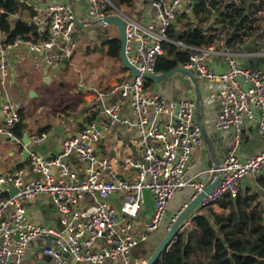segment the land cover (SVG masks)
<instances>
[{"label":"built area","instance_id":"obj_1","mask_svg":"<svg viewBox=\"0 0 264 264\" xmlns=\"http://www.w3.org/2000/svg\"><path fill=\"white\" fill-rule=\"evenodd\" d=\"M149 1L157 11V21L126 14L111 0H88L89 18L98 24L106 16L122 11L126 20V54L141 75L120 80L107 93L99 91L96 105L90 109L91 118L62 140L56 154L45 157L31 152L22 168L0 176V264H24L29 243L45 237L54 240L53 245L42 249L51 256L53 264H73L64 256L66 252L81 264H143V259L134 257V250L160 229L177 190L191 188L194 198L214 174L219 175L216 186L202 201L207 207L226 194H239L245 180L264 175V149L248 157L238 153L245 130L253 124L264 138V67H248L238 61L239 57L264 56V27L238 46L228 45V37L223 34L216 38L218 48L214 43L190 45L172 39L169 31L183 15L193 16L196 0ZM241 1L220 0L222 6L231 2L239 5ZM27 3L33 12L13 14L10 20L25 21L37 29L35 35H18L8 41V34L0 27L3 83L12 79V54L17 50L35 54L34 68H46L51 76L70 66L77 51L78 24L73 0ZM252 40L255 48L245 49ZM166 43L188 54V60L181 65L192 70L203 89L210 92V104L219 109L214 126L232 137L219 168L205 169L196 177L189 178L187 173L194 154L206 143L197 122L195 100L166 99L151 93L148 79L143 76L159 73L157 63ZM237 47L243 49L235 50ZM211 56L225 58L226 68L217 70L207 65ZM123 103H128L136 118L142 156L125 155L117 171L98 145L104 131L120 120ZM0 104V136L23 143L12 130L21 118V100L6 96ZM161 116L165 118L159 120ZM46 136V132H37L30 140L38 144ZM71 155L83 165V177L69 159ZM28 169L39 176L28 178ZM13 187L19 190L16 194L9 191ZM146 191L152 194L153 209L138 228L135 220L144 206ZM43 195L50 196L58 207L63 230L28 219L24 201ZM114 196L121 197L119 206L111 203ZM191 221L188 219L180 227V233Z\"/></svg>","mask_w":264,"mask_h":264},{"label":"crops","instance_id":"obj_2","mask_svg":"<svg viewBox=\"0 0 264 264\" xmlns=\"http://www.w3.org/2000/svg\"><path fill=\"white\" fill-rule=\"evenodd\" d=\"M65 0H44L43 2H61ZM34 2H38L35 0ZM76 12L80 18V20H88L89 18V4L88 0H73ZM125 9H130L128 13L129 15H135L139 18H149L157 21V11L154 9L149 0H133L131 5L122 6L121 10L125 12ZM126 13V12H125ZM127 14V13H126ZM213 18V17H212ZM212 20V19H211ZM210 20V21H211ZM210 23V22H209ZM208 23V24H209ZM207 23L204 26L208 25ZM83 29H79L78 36L80 37L82 32L88 35L89 38L96 37V39H100L102 42L106 40L104 38L106 31H108L105 26H95V25H85L81 26ZM115 26H111V34L114 33ZM264 27V25H263ZM108 38V37H107ZM95 39V40H96ZM97 39V40H98ZM106 46L102 43V50L105 53L104 57L109 56L106 51ZM79 51V50H78ZM76 52L78 55V61L81 65H77L75 61V72L80 73L84 71L80 76V86H76V83L70 82L68 79L59 83L58 88L60 87L59 93L62 94L65 91V94H69V96L73 95L76 104L79 105L76 112L70 111L66 117H58L60 122L54 121L51 118L44 119V124L39 125L37 129L31 130V127L28 124L26 132L31 139V136L34 133L39 131H46V138L38 144H34L30 140L29 145H25L24 143L14 142L11 140H7L5 137L0 136V176L8 174L13 170L19 168V165L25 163L23 160V152L25 149H30L31 152L37 153L41 156L49 157L57 153L60 148V144L62 140L71 135L76 131V128L85 123L91 113L90 109L93 105H96L97 96L99 91H104L107 93L114 87L120 80L124 78H129L132 76H128V69L124 66L122 60H119L115 57L111 56V67L105 68L101 66L98 69V66L89 67L94 62L88 65L86 69H84L83 64L86 58H92V55H97V52H94L90 55V53L82 56L81 52ZM92 51H95L92 50ZM75 55V56H76ZM99 57V56H97ZM96 57V59H97ZM36 55L31 53L28 50H17L12 54V79L8 83H3L0 80V102L6 97L17 98L21 100V102L25 101L26 93H29L33 90L32 86L27 85L28 83L18 81L16 78L17 69L24 70V65L32 64L34 66V60ZM97 61V60H94ZM238 61L245 66L248 67H264V56H259L257 58L254 57H239ZM207 65L211 68L217 70H224L227 65V61L225 58L220 56H211L206 60ZM182 64V63H180ZM70 67L67 65L63 72L60 75H63L64 72L68 71ZM81 70V71H80ZM40 71V70H39ZM75 73V75H76ZM131 73V72H130ZM43 80V83L46 85L51 84L53 77H51V82L46 83L45 78L47 75L46 68L41 70V74H39ZM59 75V76H60ZM58 76V77H59ZM77 76V75H76ZM57 77V78H58ZM56 78V79H57ZM32 82H35V79H30ZM82 84H85L86 89L83 88ZM200 88L202 90L201 95V114L204 127L209 134V137L213 143V146L217 152V157L220 162L222 161L225 152L230 148L232 143V137L230 133L223 132L217 129L214 126V121L218 118L219 109L217 106L210 104V92L203 89L201 82L199 81ZM68 88V86H70ZM76 86V87H75ZM65 87L64 91L62 90ZM67 87V88H66ZM213 89V87H212ZM35 91V90H33ZM151 93L158 94L161 97L166 99H194L196 100V90L190 78L187 76L180 74L171 76L161 82H154L151 87ZM36 95L32 97H37ZM63 98V97H62ZM61 98V99H62ZM207 98H209L207 102ZM25 99V100H24ZM23 106V104H22ZM1 108V104H0ZM23 109V107H22ZM197 115V112H196ZM0 117H3L2 111L0 109ZM165 117L161 116L158 119L163 120ZM124 119H127V122H124ZM136 118L132 109L129 107L128 103H123L121 111H120V120L116 121L109 131H104L103 139L99 142L98 148L104 153L107 154L108 158H110L117 171L121 168V161L125 155H131L132 157L140 158L142 156V148L139 144L140 133L135 125ZM23 142V141H22ZM264 149V138L258 131L256 124H253L252 127L247 128L245 130L243 143L241 147L238 149V153L242 157L252 156L261 152ZM71 162L76 165L78 168V175L80 177L84 176V168L81 162L76 158V156L71 155L69 157ZM214 160L211 153L210 148L207 144L198 150L193 157L192 165L187 173V177H196L200 172L205 169L214 167ZM26 176L29 177H38L39 175L34 172L32 169H28L26 171ZM192 189L191 188H181L176 191L174 196L171 198L169 202V206L166 212V217L164 218L161 227L158 231L151 234L149 238V243L152 248L151 251H154L157 247L159 241L163 237V235L167 232L169 221L179 214L183 206L190 201L192 197ZM120 196H114L111 199V203L115 206L120 205ZM153 197L150 191H146L145 194V202L144 206L140 212V216L137 220H135L136 226L141 227L144 222L148 219L150 212L153 209ZM24 206L27 211V217L30 220L43 222L46 224H51L55 226L61 225L60 217L61 214L58 210V207L55 205L53 199L50 196L43 195L37 196L32 199H28L24 201ZM196 215V213H193ZM191 220V216L189 217ZM192 223V221H191ZM190 227V226H189ZM187 227L186 230L189 228ZM54 240L50 237L45 238H37L32 240L26 250V254L24 256V264H53L52 258L49 255L43 253L42 249L45 246L53 245Z\"/></svg>","mask_w":264,"mask_h":264},{"label":"trees","instance_id":"obj_3","mask_svg":"<svg viewBox=\"0 0 264 264\" xmlns=\"http://www.w3.org/2000/svg\"><path fill=\"white\" fill-rule=\"evenodd\" d=\"M28 1L31 0H0V8L3 10L0 14V27L8 34V41L18 35L27 37L36 34L37 29L25 21L10 20L13 14L33 12ZM111 1L121 9L124 5H131L133 0ZM260 10H264V0H242L239 5L231 2L224 6L220 0H196L193 16L180 17L170 28V37L186 44L201 46L213 43L223 34L228 37V45L238 46L263 28L264 16H258ZM214 16L216 26L208 33L195 26L194 20L204 25ZM103 45L107 46L106 51L110 57L121 60L119 36L106 38ZM164 48L167 54H176L178 60L176 62L160 57L156 68L158 72L169 71L178 63L188 60V54L176 45L166 43ZM151 82L147 80V86ZM76 105L74 108L78 109ZM20 115V121L12 130L16 137L22 139L28 124L23 109ZM24 164H20L19 168ZM146 242L135 249V258L147 260L151 256L153 251ZM154 264H264V175L245 180L239 194H226L197 213L190 227L177 236L171 247Z\"/></svg>","mask_w":264,"mask_h":264},{"label":"water","instance_id":"obj_4","mask_svg":"<svg viewBox=\"0 0 264 264\" xmlns=\"http://www.w3.org/2000/svg\"><path fill=\"white\" fill-rule=\"evenodd\" d=\"M31 1H35V0H31ZM72 1V0H70ZM74 11V17H75V21L79 26H85L88 24L91 25H99V26H109V25H113L118 29L119 32V37L121 40V49H120V58L124 64V66L131 72L132 76H138L141 75V72L136 68V66H134L127 54H126V45H127V37H126V20L124 19V17L121 15L120 11H117L116 14H112L110 16H106L102 21L101 24H98V22L96 21H92L90 19L88 20H80L75 8L73 9ZM215 20H216V16H214L212 18V20L210 21V23L207 26L201 25L199 23V21L196 19L194 20L195 22V26L198 27L201 31H203L204 33H208L210 29L214 28L215 25ZM255 48V42L254 40L250 41L248 43V45L245 47V49L247 50H251ZM243 47H237L235 48V50H242ZM162 57L167 58L169 60H173L177 62V56L175 55H169L166 52H164L162 54ZM183 74L185 76H187L188 78L191 79L195 90H196V112H197V122L199 123V126L201 128L205 143L207 144V146L210 148L212 156H213V160H214V168L217 169L220 166V160L217 157V152L213 146V143L209 137V134L207 133L204 124H203V120H202V114H201V95H202V90L200 88V84L199 81L197 79V77L195 76L194 72L190 69L185 68L184 66H182L180 63L177 64V66H175L174 68H172L169 71H165V72H159L157 74H143V76L145 78H147L148 80H151L152 82H161L175 74ZM47 77L45 78V82L49 83L51 82V75H49L47 73ZM36 95L35 91H30V96H34ZM22 141L25 145H29L30 144V138L27 132H24L23 134V138ZM31 151L30 149H25V151L23 152V160L26 161L30 155ZM219 180V175L216 176V174L213 175L212 179L208 182V184L204 187V189L198 193L194 198L193 195L194 193H192V197L190 199L189 202H187L181 212L177 215V217L174 220H170L169 221V228L167 230V232L163 235V237L161 238V240L159 241L157 247L155 248V250L153 251V253L151 254V256L145 260V262L143 264H154L158 258L166 251L168 250L171 245L174 243V241L176 240L177 236L180 234V227L187 222L188 219H190L189 217L193 214V213H199L200 211H202L206 206L204 204H202V201L204 200V198L211 192V190L216 186L217 182ZM10 193L11 194H16L19 190L16 187L10 188ZM195 215L191 216V218H193ZM59 228L61 230H63V226L59 225ZM154 234V233H153ZM64 256L73 264H81L79 261H76L68 252H66L64 254ZM111 260H109L108 263H110ZM83 264H92V263H83Z\"/></svg>","mask_w":264,"mask_h":264},{"label":"rangeland","instance_id":"obj_5","mask_svg":"<svg viewBox=\"0 0 264 264\" xmlns=\"http://www.w3.org/2000/svg\"><path fill=\"white\" fill-rule=\"evenodd\" d=\"M38 1L43 2L44 0H38ZM29 2H31V1H29ZM124 10L127 14L130 13L129 12L130 9L124 8ZM259 12H258V16H264V10H262L261 13H259ZM263 25H264V21H263ZM111 26L112 25L105 27L108 31H106L104 38H107V37H110L113 35L119 36V32H118V29L116 27H113L114 33L111 34ZM83 28L84 27H81L79 25H78V28H76L77 39H78L77 51L79 50L78 52H81L82 56L89 55V54H86V50H87V53H90V55L94 52H97V55H95V56L92 55V58L90 57L89 59H87L86 58L87 56H85V60H84V64H83L84 69H86L88 67V65L91 63V61L94 62L93 64H91L89 66L91 68L94 67L95 65L98 66V69L101 66H104L105 68L111 67V57L110 56L104 57L105 53L102 50V43L103 42L100 39L97 38L98 39L97 40L96 37L89 38L88 35L84 34L83 32H82L80 37L78 36L79 29H83ZM213 43L217 48L219 47V43H218L217 39ZM105 48H107V46ZM94 49H95V51H92ZM75 55H76V53H75ZM75 55L73 57L72 64L70 65V67H68L69 70L67 72L65 71L63 75H60V73H62L63 70H61L60 73H58V74H55L53 72V74H52L53 80H52L51 84H49V85H46L43 83V80H42L41 76L39 75V74H41V71L35 69L31 63L24 65L23 72H22V70L17 69V71H16L17 80L22 81V82L24 81V82L28 83L27 85L32 86L33 90H35L37 92V95H39L37 97H29V93L27 92L26 97H25L26 100L24 99L25 101L22 102L23 112L25 115V122L29 123L31 130H35L38 128L39 125H43L44 119L51 118L53 120V122L57 120L59 123L60 120L58 119V117H62V119H63V117L67 116V111H71V109H74V112L77 111V108H74L76 103H74L75 99H74L73 95H71V96H69V94L66 95L65 91H64L65 87H62L63 88L62 90L64 92L62 94H60L59 93L60 87L58 88L59 83H61L62 81H65L67 79L70 82L76 83V86L77 85L80 86V80L79 79H80L81 74H83L84 71L80 70L81 71L80 73L75 72V64L76 63L74 60H76L78 66L81 65V63H79V61H78V59H79L78 55H76V56ZM97 56H99V57H97ZM96 57H97V59H96ZM94 60H97V61H94ZM75 73L77 76L75 75ZM130 75H131V73H130V71H128V76H130ZM175 75H180V74L177 73ZM30 79H35V82H32ZM153 84H154V82H151L148 85V87H147L148 91H151V87ZM69 87H71V85L68 86V88ZM76 106L79 107L78 104ZM98 153H100V152H98ZM145 244L149 248L151 247L149 240ZM153 247L154 246H152V248ZM135 251L136 250H134V252Z\"/></svg>","mask_w":264,"mask_h":264}]
</instances>
